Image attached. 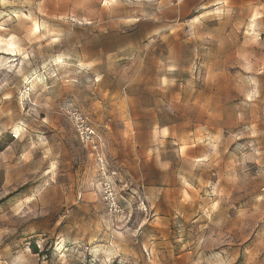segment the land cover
<instances>
[{
	"label": "rangeland",
	"instance_id": "rangeland-1",
	"mask_svg": "<svg viewBox=\"0 0 264 264\" xmlns=\"http://www.w3.org/2000/svg\"><path fill=\"white\" fill-rule=\"evenodd\" d=\"M0 264H264V0H0Z\"/></svg>",
	"mask_w": 264,
	"mask_h": 264
},
{
	"label": "built area",
	"instance_id": "built-area-1",
	"mask_svg": "<svg viewBox=\"0 0 264 264\" xmlns=\"http://www.w3.org/2000/svg\"><path fill=\"white\" fill-rule=\"evenodd\" d=\"M64 113L72 125L79 142L89 151L90 155L93 156L97 162L101 186V200L104 208L113 216H122L124 214V207L120 203L113 182L111 181L115 173H109L107 170L106 159L97 131L78 110L67 107Z\"/></svg>",
	"mask_w": 264,
	"mask_h": 264
},
{
	"label": "crops",
	"instance_id": "crops-1",
	"mask_svg": "<svg viewBox=\"0 0 264 264\" xmlns=\"http://www.w3.org/2000/svg\"><path fill=\"white\" fill-rule=\"evenodd\" d=\"M138 130H140V129H138ZM146 149V148H145ZM151 150V156L153 155L154 157V159H157V156H161V155H163V153H165V156H169V161H166L167 163H166V168L167 169H170L171 168V166H172V161L174 160V157L172 156V154H170V152L169 151H167L166 149H164V150H166V151H161V153L159 152V149L157 148V146H153V148H151L150 149ZM162 150V149H161ZM171 151V150H170ZM157 155V156H156ZM159 158V157H158ZM197 160H199V159H197ZM155 161V160H154ZM158 167V166H157Z\"/></svg>",
	"mask_w": 264,
	"mask_h": 264
},
{
	"label": "bare ground",
	"instance_id": "bare-ground-1",
	"mask_svg": "<svg viewBox=\"0 0 264 264\" xmlns=\"http://www.w3.org/2000/svg\"><path fill=\"white\" fill-rule=\"evenodd\" d=\"M33 32H38L39 30H40V26L36 23V22H34L33 23ZM12 39V38H11ZM4 41V40H3ZM1 43L3 44V42L1 41ZM6 47H9V48H15L14 46V44L11 42V41H8V42H6ZM14 132L15 133H18L19 132V129L18 128H15L14 129Z\"/></svg>",
	"mask_w": 264,
	"mask_h": 264
}]
</instances>
